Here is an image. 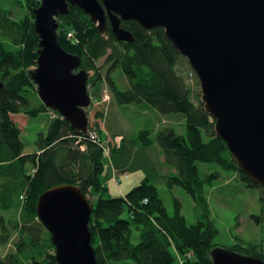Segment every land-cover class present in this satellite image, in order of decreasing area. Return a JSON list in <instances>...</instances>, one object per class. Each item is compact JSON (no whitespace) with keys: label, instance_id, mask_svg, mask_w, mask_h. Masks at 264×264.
I'll return each mask as SVG.
<instances>
[{"label":"trees","instance_id":"16d2710c","mask_svg":"<svg viewBox=\"0 0 264 264\" xmlns=\"http://www.w3.org/2000/svg\"><path fill=\"white\" fill-rule=\"evenodd\" d=\"M26 1L30 10L41 5V0ZM63 18L78 32L82 45L67 41L63 33L58 35L59 43L81 57L83 69L96 72L90 81L99 87L93 91L97 97L107 84L119 106L139 104L163 116L185 115L184 135L173 128H161L156 133L142 130L136 142L132 141L134 145L127 141L120 150L111 149L113 168L122 173L143 169L147 164L143 152L158 144L165 163L176 171L174 177L166 178V187L186 192L204 216L189 225L176 198L170 214L149 179H143L124 197L109 195L104 185L107 177L103 174L102 140L97 137L100 143L96 144L39 99L37 103L30 101L33 91L38 98L30 76V68L37 67L40 48L34 19L17 21L12 13L0 10V82L4 85L0 88V249L14 244V249L0 256V264H58L51 235L38 220L36 207L41 194L62 184L82 188L92 205L89 225L98 264H178L177 255L182 264H214L211 252L218 247L215 238L219 230L210 219L206 190L220 175H202L198 164H216L237 172L249 188L258 189L262 215L253 217L257 223L264 222V188L254 185L238 167L226 142L216 135L215 122L200 99L197 104L191 100L177 69L182 55L164 29L147 31L135 21L122 22L121 27L134 37L133 42L124 43L117 41L109 22L102 34L78 8L70 7L69 15ZM104 57L112 65L106 77L97 65ZM114 69L125 75L128 89L122 91L117 86L111 76ZM46 112L51 117L36 136V151L27 154L13 115L32 118ZM133 228L140 234L138 244L132 242ZM241 244L229 250L264 262V242Z\"/></svg>","mask_w":264,"mask_h":264},{"label":"water","instance_id":"95a60500","mask_svg":"<svg viewBox=\"0 0 264 264\" xmlns=\"http://www.w3.org/2000/svg\"><path fill=\"white\" fill-rule=\"evenodd\" d=\"M70 6L89 16L100 32L109 22L119 42L133 41L122 22L164 29L199 80L216 135L252 183L264 188V0H41L33 11L40 48L30 76L48 109L92 137L85 112L92 103L90 73L58 40L57 17ZM36 209L58 264H98L89 225L93 208L82 188L52 187L39 196ZM211 258L214 264H264L222 247L213 249Z\"/></svg>","mask_w":264,"mask_h":264},{"label":"rangeland","instance_id":"374dc122","mask_svg":"<svg viewBox=\"0 0 264 264\" xmlns=\"http://www.w3.org/2000/svg\"><path fill=\"white\" fill-rule=\"evenodd\" d=\"M0 10L12 13V18L17 21L31 17V19H34L35 26L34 10H30L26 0H0ZM69 13L57 17L59 23L58 35L63 33L67 41L81 46V39L79 38L78 32L74 30L72 25L63 21V17L69 15ZM94 25L97 27V24ZM101 33L104 34V32ZM7 46L9 49H14L9 43H7ZM109 53H111V51H109ZM97 65L103 77L108 75L107 72L112 66L107 63L106 57L99 59ZM34 68L35 67L30 68V70ZM177 69L180 75L185 79L191 100L195 104L198 103V99L202 102L199 80L185 57H179ZM95 73L96 72H90L88 81V93L92 100L91 106L87 109L89 120L88 133L92 134L95 131L98 133V136H96L102 140V145L105 147V157L103 158L105 170L103 174L105 178L107 177V181L104 182V185L108 186L110 196H118L117 192L114 190V183L116 178H120L119 175H121L122 172L117 171L112 166L111 149L120 150L127 141L133 144L132 141L136 142L138 134L142 130L156 133L161 128H173L179 134L184 135L186 133L185 115L182 113H174L163 116L156 112V110L147 108L143 105L140 106L139 104L119 106L114 101L107 84L103 85L100 90V97H97L93 91L99 87H96L93 79L90 81V79L95 76ZM111 76L122 91L129 88V83L120 69H114ZM28 95L29 98H31L29 93ZM31 96L32 98L30 101L33 103H37L38 99L40 100L39 96L38 98H34V91ZM48 117H51L50 112L32 118L23 114L13 115V120L22 132L25 153L32 154L36 151V136L45 128ZM92 135L94 136V133ZM89 138L94 140L92 137ZM205 141H208L206 137ZM143 154L145 156L146 153L143 152ZM148 155L155 160V164L158 167L157 170L151 171L144 167L136 172L132 171L130 172L131 179H127L130 181L128 184L133 182V188L139 185L143 179H149L151 184L158 188L170 214L174 212V199L176 198L182 206V212L188 224L192 225L197 223L200 218H203L204 214L200 209H197L194 200L180 188H174L171 191L166 187V178L174 177L176 171L173 167L165 163L160 146L158 144L152 146L148 150ZM198 166L202 175L212 174L214 172H218L220 175L214 182L213 187L206 190L210 219L219 230V234L215 238V244L218 247L229 249L241 242L242 244L264 242V222L257 223L253 218L254 216L262 215V195L260 191L255 188H249L237 172L225 171L216 164L199 163ZM150 174L157 175L149 177ZM122 180L123 179H121V184L118 186L125 188L127 182L122 183ZM109 184H113V188ZM15 240H17V237ZM132 242L133 244H138L140 242V234L134 228ZM13 245V243H10L8 247L1 248L0 256L4 257L9 250L14 249ZM53 254H55V252ZM177 259L178 264L183 263L180 256L177 255Z\"/></svg>","mask_w":264,"mask_h":264},{"label":"crops","instance_id":"0c3cea01","mask_svg":"<svg viewBox=\"0 0 264 264\" xmlns=\"http://www.w3.org/2000/svg\"><path fill=\"white\" fill-rule=\"evenodd\" d=\"M149 150V149H148ZM148 150H146L145 151V161H147L146 163V167H148V169L149 170H151V171H155V170H157V166H156V164H155V160L152 158V157H150L149 155H148ZM135 172L137 171V170H134ZM130 172H132L131 170H129V171H127L126 173H121V175H119L120 176V178H116V179H119L120 180V182L118 183L117 182V180L115 179V183H114V185H115V188H114V190L117 192V194H118V196H114V197H124L131 189H132V183L131 184H128V182H130V181H128V180H130L131 179V177H130ZM154 175H157V174H150L149 175V177H152V176H154ZM121 179H123L122 180V183L124 182V183H126V187L125 188H121L120 186H118V185H120L121 184ZM128 179V180H127ZM113 182H114V179H113ZM128 184V185H127ZM112 188H113V184L111 185V184H109ZM130 189V190H129ZM127 192V193H126ZM126 193V194H125Z\"/></svg>","mask_w":264,"mask_h":264},{"label":"built area","instance_id":"2783aa9c","mask_svg":"<svg viewBox=\"0 0 264 264\" xmlns=\"http://www.w3.org/2000/svg\"><path fill=\"white\" fill-rule=\"evenodd\" d=\"M95 136V135H94ZM92 136V138L94 139V141H95V143L97 144L98 142L100 143V141L98 140V138L95 136ZM117 180V182L119 183L120 182V180L119 179H116ZM145 203H147V201L145 202Z\"/></svg>","mask_w":264,"mask_h":264},{"label":"bare ground","instance_id":"6f19581e","mask_svg":"<svg viewBox=\"0 0 264 264\" xmlns=\"http://www.w3.org/2000/svg\"><path fill=\"white\" fill-rule=\"evenodd\" d=\"M35 68H37V67H35ZM82 68V67H81ZM88 109V108H87ZM87 109L85 110V112L87 113ZM57 114H59V113H57ZM57 114H56V116H57ZM59 116L60 117H62L60 114H59ZM63 118V117H62Z\"/></svg>","mask_w":264,"mask_h":264}]
</instances>
